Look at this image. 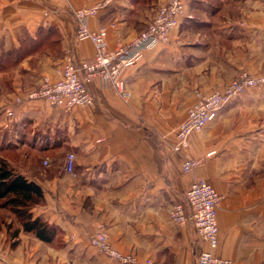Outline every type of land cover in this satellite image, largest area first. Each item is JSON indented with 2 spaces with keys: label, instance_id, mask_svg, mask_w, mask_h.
<instances>
[{
  "label": "crops",
  "instance_id": "1",
  "mask_svg": "<svg viewBox=\"0 0 264 264\" xmlns=\"http://www.w3.org/2000/svg\"><path fill=\"white\" fill-rule=\"evenodd\" d=\"M102 1L0 0V134L16 148L2 158L42 189L44 201L33 211L59 228L47 243L23 230L13 236L3 225L0 264H122L91 245L101 228L115 250L153 264H197L203 252L264 264V86L225 105L191 135L188 151L174 150L177 128L200 96L223 90L243 71L264 76V0H186L192 18H183L168 42L132 56L123 91L96 79L93 105L27 102L7 130L5 110L16 97L42 78L57 79L69 56L76 64L95 58L93 42L76 37L71 10ZM167 1L116 0L90 17L88 28H108L107 47L117 50ZM41 36L53 42L36 49ZM71 153L73 174L66 171ZM188 158L199 162L190 174L183 171ZM196 178L223 197L215 249L192 223L170 220L173 205L189 210Z\"/></svg>",
  "mask_w": 264,
  "mask_h": 264
},
{
  "label": "built area",
  "instance_id": "2",
  "mask_svg": "<svg viewBox=\"0 0 264 264\" xmlns=\"http://www.w3.org/2000/svg\"><path fill=\"white\" fill-rule=\"evenodd\" d=\"M60 1L70 6L69 0ZM115 1L104 0L93 7L71 10L77 22L76 37L91 40L95 45L96 56L92 61L81 64H76L69 56L59 71L58 78H43L37 89L29 93L26 101L43 100L50 106L64 110H71L78 106H90L95 103V100L89 90V85L96 79L111 82L117 89L123 91L124 82L121 76L132 56L145 48L168 42L171 31L180 25L181 20L185 17L190 18L187 15L185 0H170L159 8L156 16L143 32L132 38L124 47L110 50L106 44L108 28L103 27L93 32L88 28L87 21L90 17H97L101 11ZM260 86H264V76L243 72L223 90L200 96L188 111L186 120L177 128L174 150L178 153L189 150V137L192 133L203 131L231 100L240 96L247 89ZM25 100L18 98L15 107L5 110L8 119L15 118L17 108L23 105ZM6 128H9L8 123ZM75 160V154L71 153L67 156L66 171L70 174H73ZM44 164L48 165V162L45 161ZM198 165V161L188 158L183 164V171L190 174ZM222 198V195L206 180L196 178L186 195V204L189 210L184 204L173 205L169 213L171 223L177 227L192 223L201 239L207 242L212 249H215L218 244V212ZM90 242L100 253L122 264H153L152 260L141 261L133 255L115 250L109 243L107 231L103 228L91 236ZM197 264L234 263L216 257L212 252H203L200 254Z\"/></svg>",
  "mask_w": 264,
  "mask_h": 264
},
{
  "label": "trees",
  "instance_id": "3",
  "mask_svg": "<svg viewBox=\"0 0 264 264\" xmlns=\"http://www.w3.org/2000/svg\"><path fill=\"white\" fill-rule=\"evenodd\" d=\"M50 42H53L50 36H41L33 43L38 46L37 49L40 44L48 46ZM43 201L42 189L0 157V206L10 210L19 222V228H14L12 224L0 223V230L5 225L8 233L13 236H17V233L23 230L33 233L44 242L52 243L59 234V228L42 217L36 216L33 211Z\"/></svg>",
  "mask_w": 264,
  "mask_h": 264
},
{
  "label": "rangeland",
  "instance_id": "4",
  "mask_svg": "<svg viewBox=\"0 0 264 264\" xmlns=\"http://www.w3.org/2000/svg\"><path fill=\"white\" fill-rule=\"evenodd\" d=\"M170 0H168L165 4H163V5H161L160 7H162V6H164V5H166L168 2H169ZM186 1V0H185ZM159 7V8H160ZM159 10V9H158ZM157 14V13H156ZM156 14H155V16H156ZM190 18H192V16H190ZM154 19V18H153ZM152 19V20H153ZM151 23V22H150ZM149 23V24H150ZM148 24V25H149ZM147 28V27H146ZM145 30V29H144ZM143 30V31H144ZM142 31V32H143ZM141 33V32H140ZM139 33V34H140ZM138 34V35H139ZM243 72H247V71H243ZM242 72V73H243ZM249 73V72H248ZM250 74V73H249ZM252 75V74H251ZM240 76V75H239ZM238 76V77H239ZM255 76H257V75H255ZM259 76H262V75H259ZM237 77V78H238ZM237 78H235V79H237ZM43 79V78H42ZM235 79H233V80H235ZM42 81V80H41ZM231 82V81H230ZM229 82V83H230ZM228 83V84H229ZM227 84V85H228ZM226 85V86H227ZM39 86V85H38ZM37 86V87H38ZM37 87L36 88H34L33 90H35V89H37ZM32 90V91H33ZM219 91H221V90H219ZM29 93H31V91L29 92ZM29 93H27L26 95H25V97L24 98H21V97H16L14 100H13V102L7 107V108H12V107H15V104H16V100L19 98V99H22V100H25V99H27L28 98V95H29ZM29 103V102H32V101H24V103L23 104H25V103ZM191 108V107H190ZM190 108H189V110H190ZM188 110V111H189ZM187 115H188V113H187ZM15 119V118H14ZM14 119H9V122H8V125H9V128L11 127V122L14 120ZM186 120V119H185ZM9 128H7V130H9ZM5 129V128H4ZM193 134V133H192ZM191 134V135H192ZM191 135H190V137H191ZM1 136H2V134H0V157H2L4 154H6L7 155V152H6V150H9V149H16V148H14V146H13V142H11V143H8L7 142V140L5 141V139L3 140L2 138H1ZM14 137V136H13ZM190 137H189V145H190ZM15 140V142H16V138L14 139ZM188 151V150H187ZM8 157L9 158H11V159H13L14 158V156H10V155H8ZM16 157V156H15ZM45 161H47L48 162V165H45L44 164V162ZM49 161L48 160H44L43 161V165L44 166H49ZM0 223H7V224H12V225H14V228H18L19 227V222H18V220L16 219V217H15V215L10 211V210H8V209H6V208H3V207H1L0 206Z\"/></svg>",
  "mask_w": 264,
  "mask_h": 264
}]
</instances>
